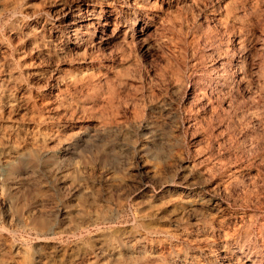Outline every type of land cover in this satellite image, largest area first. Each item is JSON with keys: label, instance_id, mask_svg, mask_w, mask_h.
I'll return each mask as SVG.
<instances>
[{"label": "rangeland", "instance_id": "obj_1", "mask_svg": "<svg viewBox=\"0 0 264 264\" xmlns=\"http://www.w3.org/2000/svg\"><path fill=\"white\" fill-rule=\"evenodd\" d=\"M231 2L0 0V264H264V75L219 66Z\"/></svg>", "mask_w": 264, "mask_h": 264}, {"label": "bare ground", "instance_id": "obj_2", "mask_svg": "<svg viewBox=\"0 0 264 264\" xmlns=\"http://www.w3.org/2000/svg\"><path fill=\"white\" fill-rule=\"evenodd\" d=\"M238 1L246 2L248 0H232L231 3H229L228 5H226L223 8L224 13L222 16H220V19H219L221 27L226 32L229 33L228 35H226L227 36V40H226L227 45L225 47V51L222 54H219V58H220L219 66L222 67V70H224L222 72H227L226 68L229 67V65L231 63V61H230L231 52H232L234 57L239 56L238 60L235 63H233L232 71L231 70L230 71L232 72V74H235V75L237 74L238 83L241 86L245 87L247 85L249 78L254 77V76H258V75H264V24L261 23L262 21L260 20L258 15H256V17L254 18V21H253V23H251V25L246 24V22H248V20H249V16L247 14L246 15L245 14L244 15L239 14L240 13L239 7L241 5L238 6ZM70 8L71 7H69V9ZM257 12L258 11H256V13ZM259 12H260V10H259ZM78 17H79V21H89L88 19H85L86 16L84 14H80ZM94 20H96V19H92L91 22L94 23ZM217 21H218V19H217ZM80 23H82V22H80ZM70 25H72V24H70ZM258 32H260L261 34L260 35L257 34ZM71 33H73V32H71ZM215 57H217V56H215ZM194 93H195V90H194ZM247 171H248V169H244L241 171V173L243 174L244 172H247Z\"/></svg>", "mask_w": 264, "mask_h": 264}]
</instances>
